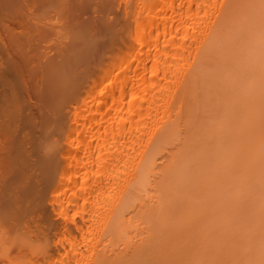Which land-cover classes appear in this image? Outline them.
Wrapping results in <instances>:
<instances>
[{"label": "bare ground", "instance_id": "bare-ground-1", "mask_svg": "<svg viewBox=\"0 0 264 264\" xmlns=\"http://www.w3.org/2000/svg\"><path fill=\"white\" fill-rule=\"evenodd\" d=\"M235 7L0 0V264H170L206 238L233 199L199 208V181L264 147V49L246 20L225 37ZM250 183L229 210L264 227V173Z\"/></svg>", "mask_w": 264, "mask_h": 264}, {"label": "rangeland", "instance_id": "rangeland-1", "mask_svg": "<svg viewBox=\"0 0 264 264\" xmlns=\"http://www.w3.org/2000/svg\"><path fill=\"white\" fill-rule=\"evenodd\" d=\"M258 4H259V0H236L235 11H234V14H233L231 21L229 22L227 30L225 31V37H228V38L229 37H235L236 35H235V29L234 28L239 30L240 29L239 24L244 20L248 21L252 26L251 33L248 35L249 37H248L247 41L250 39L258 37L260 35V9L258 6H256V7L252 6V5H258ZM85 16L86 15H84V17ZM64 26H66V25L64 24ZM260 88H261V90L259 92L256 91V94H255V105L253 106V108H254L253 119H252V121H250L249 127L253 126L255 124V122H259L260 120H262L263 124H264V111H263L264 110V86H261ZM262 89H263V91H262ZM262 121H260V123ZM260 123H257V124L259 125ZM254 140H255V137H254ZM243 144L244 143H240L239 145H243ZM262 148L263 149H260V150H258V148H255L257 153L253 152L252 155L249 157L246 156L245 154L242 155L243 157H239V158L237 157V160L235 162L227 163L224 167L222 164H221L222 167H220L217 164V161H215V164H212L209 167L210 172L214 174V175L212 174L213 177L211 176V178H213L212 179L213 183L210 182L209 180L199 181V182H201V184H203L202 188H204V190H202V188H198V191L196 190V194H198L197 192H199L200 189L202 190V192H201V190L199 192V194L202 193V195L200 194L201 195L200 197H202V200H201V203L199 204V208L204 207L203 204L206 200V195H208L210 192V193L214 194V195L212 194V196L210 195L211 197H213V196L215 197V195L217 196V197H215V198L213 197V198L215 199V202L217 204L222 203L221 207H223V202H227V200H229L230 198L233 199L232 204L234 201H235V203H237L235 205L236 208L233 207L234 204L232 206L233 210H235L234 212H236L237 205H239L238 203H240V205H241L240 199L242 196L240 197V195H241L240 192L243 193L245 191V190L242 191L244 189L243 185L244 184L246 185L250 182L253 184L264 173V147H262ZM257 163H258V165H257ZM259 164H261V165H259ZM216 175H217V179L220 178L221 180H217L216 177H215V179L217 181L214 180V176H216ZM227 175H229V177L226 178V180H227L226 184H228L229 186H225V187H227V188L229 187L230 189H232L231 187H233L234 190H230V189L227 190L225 188L224 189L225 190L224 192H226L225 194L222 192V189H218V191H221V192H217L216 187L220 184V183H218V185H216L217 182L222 181L224 176H227ZM232 175H234V176H232ZM230 176H232V177L236 176L238 180L236 181L235 180L236 178L233 179ZM196 177L202 178L203 174L201 172H198ZM211 178H210V180H211ZM244 179L247 182L244 181L243 184L241 182V184L239 185V181L244 180ZM232 180H234L233 183H231ZM223 181H225V180H223ZM204 182H207V183H204ZM208 182H210L211 184ZM235 182L238 183L237 187L233 186V185H236V184H234ZM251 183H250V185H251ZM231 184H233V185L231 186ZM238 186H239V188H238ZM235 188L237 190H235ZM241 188H243V189H241ZM238 189H240L241 191L239 190V192H238ZM199 194L197 196H199ZM232 194L235 196H233ZM229 195L231 197H229ZM236 196H237V198L238 197H240V198L237 199ZM236 200H238V202ZM210 201H212V199H210ZM228 202H230L229 204H231L230 200ZM229 204H227L228 207H225L226 204L224 205L225 209L227 208L229 210V208H230V210H231L232 204L230 206H229ZM242 204H244V200H243ZM238 207H240L238 209H241V206H238ZM192 209H193V207L190 208L189 211H191ZM225 209H223V211H224V213L225 212L227 213L226 214L227 216H229L231 214L232 215L236 214L232 211L230 212V210L227 211ZM218 212L219 211H217L215 213V215ZM186 213H188V212H186ZM186 213H184L181 216V222L187 221V220H191V221L195 220L194 217L188 216ZM207 214H209V213L207 212L206 215ZM211 215H213V214H210V216ZM217 215L219 217H221L222 214L219 215V213H218ZM226 215H224L225 218H226ZM232 215L229 216L230 220H227V223L229 221L231 222V224L228 223L229 226L225 225L226 222L225 223H220V222L218 223L217 222V220L218 221L221 220L224 216H222V218L217 217L218 218L217 219L213 215L214 216L213 218H215L214 224H213L212 218L211 219L209 218V220H212V221H209L208 218L205 217V219H206L205 221L206 222L209 221L208 222L209 228L206 229L207 230L206 238L197 239L195 237H192L191 242L188 244L191 246L187 247L188 245H186V246L182 247L183 249L177 248V251L173 252V257H172L173 261L172 262L170 261L171 262L170 264H262V261H264V227L262 225L257 226L256 224H252L253 219H249L245 223H244V221H241L242 223L240 222L241 224H239V222H238L239 220H238V218H236L237 214L235 216H232ZM208 217H209V215H208ZM225 218H223V219H225ZM223 219L221 220V222H224ZM234 223H237V224L234 225ZM212 224H213L214 228L211 227ZM215 224H216V226H215ZM262 224H264V223H262ZM230 225H231V227H230ZM185 226H187V225H185ZM166 227H168V226H166ZM185 228H187V227H185ZM217 229H219L220 231ZM216 230L219 232H216ZM247 230H249V231L247 232ZM216 233H218L217 234L218 236L220 235L219 237H217V240L214 239V237H213V235ZM190 234L192 236H194L193 231L190 232ZM163 237L162 236L158 237L159 238V242L157 241L158 247L160 245H162L163 242L164 243L167 242V240L161 239ZM178 237H179V240H181V241L184 240L183 243L185 244L186 236L183 235L182 233H180L178 235ZM160 247H162V246H160ZM155 254H152V255H155ZM167 264H169V263H167Z\"/></svg>", "mask_w": 264, "mask_h": 264}, {"label": "snow or ice", "instance_id": "snow-or-ice-1", "mask_svg": "<svg viewBox=\"0 0 264 264\" xmlns=\"http://www.w3.org/2000/svg\"><path fill=\"white\" fill-rule=\"evenodd\" d=\"M253 7L258 6L260 9V37H261V45L262 49H264V0H259L258 5H252ZM264 264V261H262Z\"/></svg>", "mask_w": 264, "mask_h": 264}, {"label": "clouds", "instance_id": "clouds-1", "mask_svg": "<svg viewBox=\"0 0 264 264\" xmlns=\"http://www.w3.org/2000/svg\"><path fill=\"white\" fill-rule=\"evenodd\" d=\"M42 147H43V145H42Z\"/></svg>", "mask_w": 264, "mask_h": 264}]
</instances>
